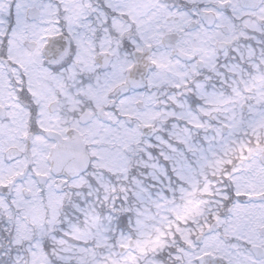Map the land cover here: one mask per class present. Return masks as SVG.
Segmentation results:
<instances>
[{
    "label": "snow or ice",
    "instance_id": "snow-or-ice-1",
    "mask_svg": "<svg viewBox=\"0 0 264 264\" xmlns=\"http://www.w3.org/2000/svg\"><path fill=\"white\" fill-rule=\"evenodd\" d=\"M0 264H264V0H0Z\"/></svg>",
    "mask_w": 264,
    "mask_h": 264
}]
</instances>
